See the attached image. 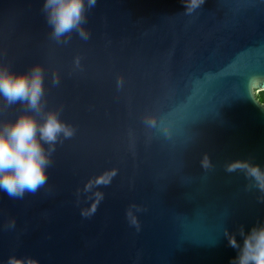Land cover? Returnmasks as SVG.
Listing matches in <instances>:
<instances>
[{
	"label": "water",
	"instance_id": "water-1",
	"mask_svg": "<svg viewBox=\"0 0 264 264\" xmlns=\"http://www.w3.org/2000/svg\"><path fill=\"white\" fill-rule=\"evenodd\" d=\"M42 6L0 0V63L43 65L46 110L76 132L39 192H0V264H229L224 230L264 223L260 193L225 171L264 168V108L250 98L264 107V0H204L191 14L182 0H98L89 38L68 43L51 39Z\"/></svg>",
	"mask_w": 264,
	"mask_h": 264
},
{
	"label": "clouds",
	"instance_id": "clouds-1",
	"mask_svg": "<svg viewBox=\"0 0 264 264\" xmlns=\"http://www.w3.org/2000/svg\"><path fill=\"white\" fill-rule=\"evenodd\" d=\"M98 0H43L41 12L51 29L50 37L57 43H68L72 34L88 39L85 28L87 13ZM204 0H182L185 14L198 9ZM79 67V58L75 61ZM59 77L53 73L52 84L58 85ZM45 69L41 64L32 66L27 72L17 73L10 64L0 63V114L15 105H20V114L15 120L0 118V192L12 199H23L27 194L40 191L49 179L48 169L52 165V156L58 143L75 135V128L63 122L60 111L46 110ZM250 98L261 108L250 91ZM146 123L155 127L156 122L148 117ZM47 146V147H46ZM201 165L205 170L213 167L210 157L205 154ZM228 173L240 172L248 181L246 191L254 189L260 193L259 202L264 204V168L252 159L235 160L225 165ZM95 195L99 196L98 193ZM102 199V197H101ZM82 211L89 217L94 214ZM141 211L136 205L127 210L130 223L140 228L135 215ZM14 226V222L11 224ZM228 246L236 255L229 264H264V223H257L250 229L241 225L236 233L224 230ZM239 237V238H238ZM8 264H38V261L26 258L23 261L9 258Z\"/></svg>",
	"mask_w": 264,
	"mask_h": 264
},
{
	"label": "trees",
	"instance_id": "trees-1",
	"mask_svg": "<svg viewBox=\"0 0 264 264\" xmlns=\"http://www.w3.org/2000/svg\"><path fill=\"white\" fill-rule=\"evenodd\" d=\"M256 96H257V99L259 100V102L262 103V104H264V91L258 92L256 94Z\"/></svg>",
	"mask_w": 264,
	"mask_h": 264
}]
</instances>
